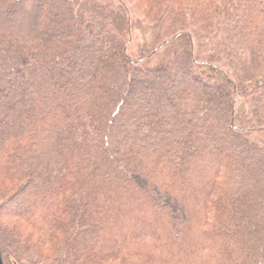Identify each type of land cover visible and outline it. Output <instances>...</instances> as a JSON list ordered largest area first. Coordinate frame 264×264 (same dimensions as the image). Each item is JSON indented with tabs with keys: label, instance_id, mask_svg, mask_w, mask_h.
Returning a JSON list of instances; mask_svg holds the SVG:
<instances>
[{
	"label": "trees",
	"instance_id": "1",
	"mask_svg": "<svg viewBox=\"0 0 264 264\" xmlns=\"http://www.w3.org/2000/svg\"><path fill=\"white\" fill-rule=\"evenodd\" d=\"M135 10L0 0L5 264H264V0Z\"/></svg>",
	"mask_w": 264,
	"mask_h": 264
},
{
	"label": "rangeland",
	"instance_id": "2",
	"mask_svg": "<svg viewBox=\"0 0 264 264\" xmlns=\"http://www.w3.org/2000/svg\"><path fill=\"white\" fill-rule=\"evenodd\" d=\"M126 1V3L128 4V6L129 7H131V9L134 11L135 10V7H136V5L137 4H139V0H125ZM145 10V9H144ZM136 11V13H134L135 15H136V17H138V18H142V10H135ZM134 11V12H135ZM21 228V230L23 229L22 227H20ZM25 234V233H24ZM2 249H1V247H0V253H2V251H1ZM1 259H2V261H3V264H5V262H4V259L2 258V254H1ZM6 264H8L7 262H6Z\"/></svg>",
	"mask_w": 264,
	"mask_h": 264
},
{
	"label": "water",
	"instance_id": "3",
	"mask_svg": "<svg viewBox=\"0 0 264 264\" xmlns=\"http://www.w3.org/2000/svg\"><path fill=\"white\" fill-rule=\"evenodd\" d=\"M0 264H3V261H2V259H1V253H0Z\"/></svg>",
	"mask_w": 264,
	"mask_h": 264
}]
</instances>
